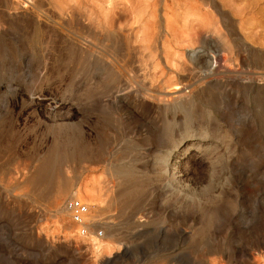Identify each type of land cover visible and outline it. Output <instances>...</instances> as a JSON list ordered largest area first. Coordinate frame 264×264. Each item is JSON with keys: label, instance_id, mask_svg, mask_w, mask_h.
Returning a JSON list of instances; mask_svg holds the SVG:
<instances>
[{"label": "rangeland", "instance_id": "374dc122", "mask_svg": "<svg viewBox=\"0 0 264 264\" xmlns=\"http://www.w3.org/2000/svg\"><path fill=\"white\" fill-rule=\"evenodd\" d=\"M21 1L0 0V264H264V0ZM197 45L218 55L216 73L187 58ZM177 84L189 101H173ZM119 86L135 99L113 98ZM33 91L78 114L54 117ZM185 128L206 131L209 147L165 191L157 152ZM97 136L106 152L118 145L113 166L101 164ZM83 142L87 156L75 151ZM61 175L74 185L64 200L79 185L97 202L89 213L109 245L97 259L54 211Z\"/></svg>", "mask_w": 264, "mask_h": 264}, {"label": "bare ground", "instance_id": "6f19581e", "mask_svg": "<svg viewBox=\"0 0 264 264\" xmlns=\"http://www.w3.org/2000/svg\"><path fill=\"white\" fill-rule=\"evenodd\" d=\"M21 0H9V6L11 7H14V5L16 6L17 4H19ZM34 1V0H33ZM112 0H107L106 4H110ZM22 2V5L25 4L26 2ZM20 2V3H21ZM6 4V3H5ZM31 6H30V10H31V14L34 16V18H36L37 22L40 20H42L43 18V12L37 8L35 5L31 3H29ZM19 6V5H17ZM22 6H20L19 8H21ZM10 8V7H9ZM18 8V7H15V9ZM23 8V7H22ZM24 8H29V6L25 5ZM62 8V7H61ZM13 9L15 12L17 10ZM10 10V9H9ZM19 10V9H18ZM22 10V9H21ZM20 10V11H21ZM62 10V9H61ZM8 11V10H6ZM11 11V10H10ZM13 12V13H15ZM19 12V11H18ZM28 12V11H26ZM66 12V11H65ZM104 12V11H103ZM24 13V12H22ZM30 16V15H29ZM48 17V16H47ZM31 18V17H30ZM36 22V21H35ZM57 22V21H56ZM134 22H135V19H134ZM54 23V22H53ZM40 24V23H38ZM57 25H61L60 23H55ZM56 25V26H57ZM3 27V26H2ZM62 27V26H61ZM118 28V27H117ZM169 29V28H168ZM65 32V31H64ZM70 32V31H69ZM112 33H115L114 31H112ZM133 33V32H132ZM73 38H75V40L78 42V41H81V43L86 46V47H89V48H93L95 45L94 42H91L90 40H87L85 38H82V37H79L78 36H74V35H71ZM70 36V37H71ZM134 37V43L137 41L136 39H138V35H133ZM136 37V38H135ZM72 38V39H73ZM124 38V36H123ZM192 38V37H191ZM131 40V39H130ZM136 40V41H135ZM126 41V40H125ZM127 42V41H126ZM130 44V43H129ZM137 44V43H135ZM80 45V43H79ZM93 46V47H92ZM96 46V45H95ZM129 46V45H128ZM201 47V46H200ZM188 48V47H187ZM128 49V48H127ZM130 50V49H129ZM187 58L192 62H198L199 59L201 58H204V64L206 66V70H205V74L209 75V74H213V73H216L215 71H217L216 69L219 67V64L218 65L216 64V69L212 68V65H211V56H213L212 54H210V52L208 50H205V49H201V51L197 54L196 51L194 50H189L187 51ZM95 53V52H94ZM223 53V52H222ZM178 55V54H177ZM182 55V54H181ZM217 55V54H215ZM221 56L223 57V64H221V66L224 68L226 67L229 62L228 60L225 58V55L224 54H221ZM173 66V65H172ZM171 66V67H172ZM219 72H224V71H221V70H218L217 73ZM124 73V72H123ZM122 74V73H121ZM257 83V82H256ZM254 85V84H253ZM8 87H10L9 84H4V89H7ZM120 87V86H119ZM143 88V87H142ZM3 89V90H4ZM115 89V88H114ZM127 86H125L124 88L120 87V89H115L114 91H112L113 93L111 94L113 98L115 99H118L120 100V102H125V101H129V102H132L134 99H135V95H131V92L130 90H127ZM131 89V88H130ZM183 88L181 86H179L178 84L177 85H173V88L171 89V91H174V93L176 94L172 99L174 102H176L177 104H181V103H184L185 101H187L189 99L188 95L186 96L185 93H182L181 90ZM127 94V97L124 98L123 96ZM29 100L34 103V104H37L39 106H43L44 108L47 109V111L49 113H51L54 117L55 116H59V115H68V116H73V117H76V115L78 114L77 110H74V108L72 109L71 107H65L63 106V104L61 103V101L56 97V96H53V95H41L39 92L37 91H33V92H29ZM151 97H152V94L147 90H145V88H143V94H142V99H145V100H151ZM28 98V97H27ZM154 99V98H153ZM161 99V98H160ZM112 100V99H111ZM189 101V100H188ZM115 102V101H113ZM116 105V103H113ZM126 105V103H125ZM117 106V105H116ZM123 106V105H121ZM118 107V106H117ZM120 107V105H119ZM204 130V129H202ZM100 136V135H98ZM96 137V146H97V149L99 150H102V161H101V164H104L103 166L107 168L110 167V166H113V162H112V156H114V149L116 150L118 145H115L114 148L112 149V151L110 152H106L104 149V147L102 146V139H100L99 137ZM211 138V136L206 132V131H201V132H195L193 131L191 128H185L183 129L182 131H180V136L178 138V141L174 144V145H163L161 146V148L158 150V155L162 158L163 162H162V165L161 167L156 170L158 175L160 176V178L163 180V184H162V189H164L165 191H170L174 186L176 185H180V181L182 179V177H184L185 175H187V172L185 173L184 172V166L186 165V162L188 161H191L193 163H198L201 162L204 158H203V155L204 153H206L207 149H208V145L207 144V141ZM85 139V138H84ZM85 143V142H83ZM86 143H88L86 141ZM84 144L80 149L79 147L75 150L77 152H83L85 155V153L89 150L88 148L90 149V147H92L91 145L89 144ZM94 143V142H93ZM92 143V144H93ZM115 143V142H114ZM171 143V142H170ZM94 146V145H93ZM95 148V147H94ZM92 149V148H91ZM87 150V151H86ZM118 150V149H117ZM206 150V151H205ZM16 151V150H15ZM14 151V152H15ZM74 151V152H75ZM86 151V152H85ZM98 151V150H97ZM9 152V151H8ZM75 152V153H77ZM95 152V151H94ZM51 154V150H47L46 151V154ZM210 153V152H209ZM90 154V153H89ZM77 155V154H76ZM87 156V155H85ZM208 156V155H207ZM79 157V156H78ZM88 158V157H87ZM87 161V160H86ZM115 161V160H114ZM207 163V162H206ZM43 167V166H42ZM122 170H123V167L124 166H119ZM183 167V168H182ZM44 168V167H43ZM78 168V167H77ZM82 169V168H81ZM42 170V169H40ZM72 170H73V167H72ZM24 172V171H23ZM43 174V172H42ZM41 175L39 174L38 172V176ZM17 176V175H16ZM36 176L37 178H35L33 180V182H36L37 180H39V177ZM63 175H61L60 177H62ZM65 177V176H64ZM121 177V176H120ZM119 177V178H120ZM63 178V177H62ZM110 180V179H109ZM113 180V179H112ZM125 180V179H124ZM122 181V180H120ZM185 181V180H184ZM108 183V182H107ZM111 183L110 185L113 186V182H109ZM108 183V184H109ZM79 186V185H78ZM76 186L75 188V191L74 193H72L71 195H75L79 198H83L85 194H83V188L82 187H78ZM109 186V185H108ZM74 187L73 183L71 182V180H68L67 178H57L56 180V185H55V192H54V199H53V208H54V211L56 213H60L62 211H64V207H63V200L64 198L70 193V191L72 190V188ZM84 187V186H83ZM177 187V186H176ZM113 188V187H112ZM119 188V187H118ZM86 190V189H85ZM102 191V190H101ZM85 192V191H84ZM87 193L91 194V197H94V189L92 187H88L87 190H86ZM85 192V193H86ZM222 192V191H221ZM96 194V193H95ZM223 196H225V192L223 191L222 192ZM110 196V195H109ZM94 199V198H93ZM85 200V197L84 199ZM99 201V200H97ZM88 202V201H87ZM95 200L93 201H89V203H87L89 206L91 205H95ZM103 202V201H102ZM97 203V202H96ZM123 213L127 212V207L124 208V210H122ZM126 214V213H125ZM123 215V214H122ZM144 222V221H142ZM141 222V223H142ZM147 222V221H146ZM109 223V222H108ZM114 223V222H113ZM111 223V225H107L105 227V237L106 238H111L110 236V232L111 234L118 231V228H116V226ZM145 223V222H144ZM140 226V225H139ZM140 227H142L143 229V226L141 225ZM144 232H142V234H135V235H138V236H142L144 234H147L149 235L150 232L149 231H145V230H142ZM163 230L162 229H157L156 232L158 234H160ZM128 233V232H127ZM183 235L186 234V232H182ZM104 235V234H103ZM130 234H126V236H130ZM75 236V235H73ZM77 236V235H76ZM116 236V238H120V237H123L121 236L120 233L114 235ZM78 238H81L79 236H77ZM103 237V236H102ZM81 239H85L84 241H86V246H88V251L89 253L91 254V257H94V258H98L101 254V252L104 250V249H108L109 250V245L108 243H106L105 241L103 240H100L98 237H96L95 235L94 236H91V235H87L85 238H81ZM223 243V242H222ZM73 251L74 252H77V249L73 247ZM217 249L215 248H210L208 251H207V255H213L214 253H216ZM227 254V253H226ZM207 264H215V261L214 259L213 260H209L207 261Z\"/></svg>", "mask_w": 264, "mask_h": 264}, {"label": "built area", "instance_id": "2783aa9c", "mask_svg": "<svg viewBox=\"0 0 264 264\" xmlns=\"http://www.w3.org/2000/svg\"><path fill=\"white\" fill-rule=\"evenodd\" d=\"M200 46L202 45H197L192 50L196 51L198 54L202 49ZM217 61L218 55L211 56V65L213 69L216 68ZM63 207L69 214L77 236L85 238L90 233L98 238L103 236V230L95 228L96 223H101V219L92 217L89 213L88 204L79 197L75 195L68 196L63 202Z\"/></svg>", "mask_w": 264, "mask_h": 264}]
</instances>
